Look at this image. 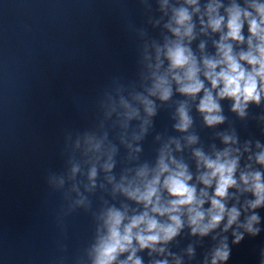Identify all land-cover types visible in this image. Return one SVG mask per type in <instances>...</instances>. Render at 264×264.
I'll return each mask as SVG.
<instances>
[{"label":"water","instance_id":"obj_1","mask_svg":"<svg viewBox=\"0 0 264 264\" xmlns=\"http://www.w3.org/2000/svg\"><path fill=\"white\" fill-rule=\"evenodd\" d=\"M209 2L198 0L200 13H193L185 0H0V264H92V249L106 234L104 213L113 207L127 209L129 216L143 210L118 186L127 187L145 166L155 168L165 145L187 166L198 192L203 185L196 181L197 149L213 159L225 148L239 149L233 152L239 156L238 184L242 172L264 175L255 159L264 150V99L249 104L243 118L231 110V100H220L224 122L209 127L197 111L200 97L181 95L174 82L167 101L149 95L156 49L175 39L165 27L172 9L192 13L194 39L188 46L197 59L216 55L220 34L202 32L200 23L201 18L207 23ZM217 2L223 5L220 15L233 2L255 15L248 8L253 0ZM242 35L247 39V24ZM240 50L246 44L234 45ZM161 60L160 74L168 66L163 55ZM140 98L152 101L154 115ZM181 104L192 119L184 132L175 127ZM224 135L236 143L224 144ZM189 136L196 143L189 144ZM93 168L96 176L90 179ZM253 199L250 192L230 188L224 201L241 210L240 222L252 212L260 218L255 225L260 233H245L239 245L232 243L235 226L224 233L221 225L200 237L185 225L161 245L164 254L144 250L137 256L142 264H204L226 237L231 249L226 264H260L264 206L243 211Z\"/></svg>","mask_w":264,"mask_h":264},{"label":"clouds","instance_id":"obj_2","mask_svg":"<svg viewBox=\"0 0 264 264\" xmlns=\"http://www.w3.org/2000/svg\"><path fill=\"white\" fill-rule=\"evenodd\" d=\"M185 3L194 6L193 13H200L198 0H185ZM222 7L217 0H210L206 5L203 15L207 17V23L201 18V30L210 29L212 33H219L220 38L214 42L216 55L201 56L199 60L188 46L194 39L192 13L186 7L172 9L171 19L165 27L175 39L168 41L163 49H156V65L152 74L154 83L149 90V95L158 94L161 101H167L172 96L174 82L176 91L181 95L194 101L199 96L197 111L209 127L224 122L220 114V100H231V110L243 118L249 104L260 105L264 99V3L253 0L248 4L255 15L235 2L224 9L225 15H220ZM245 24L249 33L247 39L242 35ZM245 44L247 50L234 51V45ZM199 47L203 52L204 44L201 43ZM161 55L168 61L162 74ZM205 81L209 86H205ZM140 99L145 105V111L150 116L154 115L152 101ZM177 114L179 123L175 125L176 129L187 131L192 119L186 104L180 105ZM222 139L226 145L236 143L234 136L224 135ZM196 140L195 136L188 137L189 144L196 143ZM176 147L179 151L178 143ZM256 147L261 146L257 143ZM245 151H248L247 147ZM233 152L238 153L239 149L225 148L216 152L214 159L199 149L193 152L199 173L196 181L203 185L198 192L196 185L190 183L193 176L187 166L176 160L165 145L155 168L149 170L145 166L137 172L136 180L129 182L127 187L118 186L128 199L141 205L143 210L129 216L127 209L120 211L113 207L104 213L102 219L106 234L99 236L92 249V264H142L138 252L148 250L150 255L164 254L165 247L161 245H167L177 237L185 225L190 228L193 236L200 237L208 236L221 228V225L224 233L235 226L232 232L234 245L244 240L245 233L257 236L260 229L255 225L260 222L259 216L252 212L244 222H240L241 210L236 206L227 208L224 201L228 199L229 189L237 188L238 191L250 192L254 197L245 202L244 212L264 206V175L258 171L242 172L238 184L235 174L239 156H233ZM255 159L257 164L264 166V150ZM105 167L110 170L112 165L107 164ZM95 176L96 169L93 168L90 179ZM209 189H212L211 194ZM205 204L209 206L205 208ZM239 229L244 231L240 232ZM192 252L189 248L190 256ZM124 254H127L126 258L120 259ZM230 256L231 249L225 237L210 257H205L204 264H226ZM155 264H168V261L159 260ZM176 264H180L179 260ZM260 264H264V250L261 251Z\"/></svg>","mask_w":264,"mask_h":264}]
</instances>
